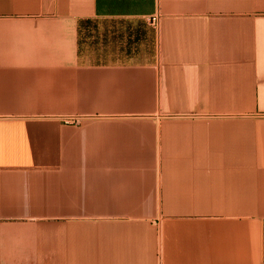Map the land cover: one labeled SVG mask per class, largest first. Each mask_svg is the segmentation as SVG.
Masks as SVG:
<instances>
[{
	"label": "crops",
	"instance_id": "crops-1",
	"mask_svg": "<svg viewBox=\"0 0 264 264\" xmlns=\"http://www.w3.org/2000/svg\"><path fill=\"white\" fill-rule=\"evenodd\" d=\"M0 264H264V0H0Z\"/></svg>",
	"mask_w": 264,
	"mask_h": 264
}]
</instances>
